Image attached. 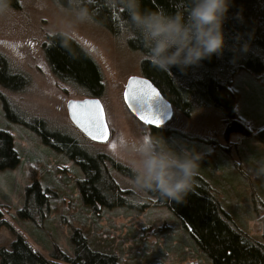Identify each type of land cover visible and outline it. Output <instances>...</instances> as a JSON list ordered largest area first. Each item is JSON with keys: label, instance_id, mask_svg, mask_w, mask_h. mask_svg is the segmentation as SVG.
Returning a JSON list of instances; mask_svg holds the SVG:
<instances>
[{"label": "rangeland", "instance_id": "rangeland-1", "mask_svg": "<svg viewBox=\"0 0 264 264\" xmlns=\"http://www.w3.org/2000/svg\"><path fill=\"white\" fill-rule=\"evenodd\" d=\"M57 0H19V8L0 7V53L13 71L28 78L19 92L0 86V130L12 135L20 160L14 168L0 170V248L9 249L16 235L22 236L49 261L67 264L60 253L72 257L70 236L73 229L85 234L96 251L113 254L127 264H210L193 243L182 223L165 207L140 209L85 206L78 191L83 174L78 164L63 152L45 145L40 136L24 123L6 116L3 99L15 114L31 124L43 122L52 132L75 137L90 154L101 153L129 166L132 155L117 153L109 144L119 136L137 139L148 131L128 112L122 97L130 76H141L142 53L130 49L122 36H114L91 19L69 30L71 19ZM63 31L78 40L99 64L105 82L100 100L110 128L104 144L88 140L69 120L66 103L82 95L59 83L51 74L42 50L47 35ZM235 110L251 134H225L222 111L196 107L190 115L175 111L172 119L153 137L169 146L195 148L203 153L197 174L233 222L257 240H262L261 215L264 209V145L257 131L264 126V72L255 74L241 69L233 78ZM15 110V111H14ZM17 112V113H16ZM157 139V138H156ZM105 165L121 189H130L146 198L126 173L105 160ZM38 180L47 188L48 208L34 210L32 218L20 216L26 188Z\"/></svg>", "mask_w": 264, "mask_h": 264}, {"label": "trees", "instance_id": "trees-1", "mask_svg": "<svg viewBox=\"0 0 264 264\" xmlns=\"http://www.w3.org/2000/svg\"><path fill=\"white\" fill-rule=\"evenodd\" d=\"M57 1L67 9L68 0ZM179 4L180 0H142L141 7L163 9L171 13L179 8ZM0 7L17 9L19 0H4ZM89 7L94 21L107 29L111 35L122 36L123 21L127 15L122 8L110 3V0H93ZM241 9L243 23L234 18V14ZM223 31L225 47L222 54H213L210 58L189 66L184 72L176 66H171L170 71L156 67L146 55L139 38L128 39L126 42L130 49L142 53L141 76L149 79L158 88L162 96L171 103L174 112L177 110L190 115L196 107H214L222 111L226 135L231 132L249 135L251 131L246 121L238 117L235 110L236 90L233 88L232 78L241 69L255 74L264 72V0H232ZM237 32L245 34L244 40L249 42L248 51H239L238 44L237 51L231 50L236 43L233 38ZM60 33L61 31H56L47 35L42 44L44 58L51 74L59 83L70 86L82 97L101 99L105 95L106 87L99 64L78 40L68 34L62 36ZM248 33L252 34L251 39ZM28 83L26 75L13 71L9 60L0 53V86L12 92H19L25 89ZM2 101L6 116L10 120L27 124L45 145L65 153L78 164L83 174V178L78 181V191L85 206L139 210L149 206L165 207L182 223L193 243L210 264H264V209L260 217L262 240H257L238 227L224 212L211 186L199 174L195 175L192 190L184 202L177 203L158 191L145 189L142 190L146 198L141 199L135 191L119 187L111 177L105 160L108 159L113 167L134 179L130 167L101 153L90 154L78 139L68 134L52 132L43 122L34 121L31 124L23 116L15 114L5 99ZM133 118L152 136L157 131L166 130L164 127H147ZM256 134L264 145V126ZM19 160L12 135L0 130V170L16 167ZM47 192L48 189L43 188L38 180H33L26 188L25 204L18 214L33 219L30 214H33L35 209L41 213L48 208ZM4 224L0 210V227ZM70 243L73 246V256L60 253L59 257L67 264H127L118 261L113 254L93 250L85 234L78 229H73ZM0 264L57 263L47 260L22 236L16 235L9 249L0 248Z\"/></svg>", "mask_w": 264, "mask_h": 264}, {"label": "clouds", "instance_id": "clouds-1", "mask_svg": "<svg viewBox=\"0 0 264 264\" xmlns=\"http://www.w3.org/2000/svg\"><path fill=\"white\" fill-rule=\"evenodd\" d=\"M4 0H0L3 5ZM93 0H68L67 11L71 16L66 27L71 30L77 23L92 19L89 5ZM126 13L123 21L122 38H139L146 55L161 70L170 71L176 66L181 72L191 65L221 55L225 47L223 24L228 18L232 0H180L174 12L163 9L142 8V0H110ZM234 18L244 22L243 11ZM61 32L60 35H67ZM244 33L237 32L236 42L231 49L248 51L249 42ZM251 39V33L247 34ZM117 153L132 155L129 166L134 173L133 182L145 190L158 191L177 203L184 202L192 190L194 177L203 158V153L194 147L175 149L162 138L145 134L137 139L119 136L113 140Z\"/></svg>", "mask_w": 264, "mask_h": 264}, {"label": "snow or ice", "instance_id": "snow-or-ice-1", "mask_svg": "<svg viewBox=\"0 0 264 264\" xmlns=\"http://www.w3.org/2000/svg\"><path fill=\"white\" fill-rule=\"evenodd\" d=\"M118 19V17H116ZM132 81H136L140 87L134 88ZM128 89L125 92V98L130 106L133 100L139 101L145 105V112L140 113L141 119L147 120L151 118L155 122H159L158 118H153L150 110L149 102L152 99H159V94L147 81L138 80L136 77L130 78ZM68 107L72 120L93 140L103 141L107 138V125L104 117V110L99 100L85 99L82 101L70 100ZM110 148H114V144H109Z\"/></svg>", "mask_w": 264, "mask_h": 264}, {"label": "water", "instance_id": "water-1", "mask_svg": "<svg viewBox=\"0 0 264 264\" xmlns=\"http://www.w3.org/2000/svg\"><path fill=\"white\" fill-rule=\"evenodd\" d=\"M132 77H136L138 80L147 81V84L151 85V87L154 88L155 91L159 94V99H155L154 98V99H152L149 102L151 114H152L153 118H158L159 122H155L151 118H149L147 120L141 119L140 113H144L145 112V105H142L137 100H133L132 104L130 106L128 100L125 98L126 90L130 91V89H128V84H129L130 78H132ZM132 84H133L134 88L140 87V85H137L136 81H132ZM122 97H123L124 104H125L127 110L130 112V114L133 117H135L140 123H142L143 125H145L147 127H163L165 124H167L172 119V117L174 115V108L171 105V103L168 102L162 96V94L160 93L158 88L149 79H147L144 76H130L127 79L126 83H125L124 90H123V93H122ZM85 99H96V100H99L101 105H102V107H103V104H102L101 100L99 98H95V97H82V98H79V99H69L68 101H70V100L82 101V100H85ZM68 101L66 103V109H67L68 118L71 121V123L85 137H87L90 141L95 142V143H99V144L106 143L109 140V138H110L111 132H110V128H109V125H108V122H107V119H106V114H105L104 107H103V110H104V117H105V121H106V125H107V138L105 140H103V141L93 140L72 120V117H71V114H70V110H69V107H68Z\"/></svg>", "mask_w": 264, "mask_h": 264}, {"label": "flooded vegetation", "instance_id": "flooded-vegetation-1", "mask_svg": "<svg viewBox=\"0 0 264 264\" xmlns=\"http://www.w3.org/2000/svg\"><path fill=\"white\" fill-rule=\"evenodd\" d=\"M130 113V112H129Z\"/></svg>", "mask_w": 264, "mask_h": 264}]
</instances>
